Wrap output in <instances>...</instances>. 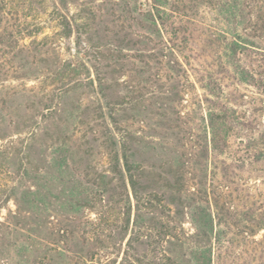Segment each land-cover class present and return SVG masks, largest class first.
Segmentation results:
<instances>
[{
    "label": "rangeland",
    "instance_id": "rangeland-1",
    "mask_svg": "<svg viewBox=\"0 0 264 264\" xmlns=\"http://www.w3.org/2000/svg\"><path fill=\"white\" fill-rule=\"evenodd\" d=\"M158 1L159 38L148 22L153 0H0V152L8 156L0 192L35 183L52 196L35 243L11 235L0 264H264V95L237 80L225 57L237 35L264 49V28L249 26L264 20V0ZM159 42L172 47L185 79L171 80L165 60L153 68ZM63 68L74 71L56 97ZM206 75L215 96L197 82ZM176 84L169 103L164 92ZM54 106L59 116L41 119ZM109 116L145 138L136 157L145 173L165 177L177 165L170 153L182 156L179 194L142 178L134 199L100 146L102 122L115 126ZM27 143L33 153L22 155ZM63 144L77 161L56 177L47 168ZM147 191L156 195L150 204ZM8 209L12 201L0 221Z\"/></svg>",
    "mask_w": 264,
    "mask_h": 264
},
{
    "label": "trees",
    "instance_id": "trees-1",
    "mask_svg": "<svg viewBox=\"0 0 264 264\" xmlns=\"http://www.w3.org/2000/svg\"><path fill=\"white\" fill-rule=\"evenodd\" d=\"M158 3V0H153L152 10L156 12V15L155 17L152 16V14L151 16L148 15V22L152 24L154 30L156 31L155 34V31L153 30L154 34L159 38V31L157 30V28H155V24L157 20H161L159 15L163 12L160 11L161 5ZM235 6L236 3H234L233 7ZM257 23L253 25L249 24L251 30H253L254 32L264 28L263 19L259 17L257 19ZM247 38H241L238 35L234 36L228 44V47H226L225 57L226 59L231 61V63L229 64H231V66L233 67L234 76L237 80L243 83H251L257 85V87L260 88L262 95H264V49L256 47L254 45L255 43L250 40V37ZM240 56L253 60V62L255 63L254 70H247L244 67H241L239 65V60H241ZM148 57L149 61L153 65V68L158 67L161 61L165 60L167 69L174 77H172L171 80H176L177 78H182L183 80L186 78L187 72L175 59L172 47H167V45L163 43L160 44L159 42L155 51L152 52ZM73 71V69L67 70L66 68H63V70L55 74V77L57 79L56 85H59V87L56 88V97L61 96L65 93V84L69 80V77L72 76L71 74ZM197 82L200 88L206 91L209 96H215L216 84L214 85L211 76L206 75L205 80L201 77H198ZM178 87L179 86H177V84L173 85L168 88L166 92H164L167 95L166 100L169 103L176 102V100L179 98ZM72 89L73 87H69L66 91H70ZM207 100L209 101V99H206V102ZM48 105L49 103L46 104V106ZM45 109L47 110V115H42L41 119L43 120L48 117L52 118V115L54 114L58 115L55 106L45 107ZM168 109L171 110V107H168L167 110ZM97 110L100 114L98 115V118L104 119V115L101 113V108H99V106L96 108V113ZM109 118L112 126L114 124L115 126L113 128H110L109 125L105 123L103 124L104 121L102 122L103 130L98 137V139H100L101 141L100 146H102V148H104L107 152L106 154L110 162L111 172L114 175L119 176L122 173L126 176V179L131 187L134 199L137 202L140 200V198L138 197L137 189L139 185L138 181L142 178L149 179L151 182H153V184H157L158 182L162 181L166 183V188L170 189L175 194H179L183 188V186L181 185V181L183 179V174L181 172L182 156H178L175 151L170 153L173 155V157L168 161V164L172 166V164L177 163V165L175 166V169L173 171L169 170L165 177L145 173V171L140 167V163L136 161V157L142 158V156H144L145 154V152L143 151V148L146 145L145 138L142 136L135 138L134 136H130L127 131L122 132L116 127L117 121L110 116ZM58 120L63 121L62 119H60V117L58 118ZM35 124L36 125L33 127L29 136V139L31 140L34 137V130H36L38 126L37 123ZM259 139L262 143H264V131L259 135ZM130 144L133 147H131ZM32 148V144L27 143L23 148L22 155L23 153L26 155L32 154ZM201 157H203V152ZM75 158H77V152L73 153L69 148H66L64 144L61 145L59 149H56L55 152L52 153V160L49 162L47 168L48 172L58 177V174L61 173L62 169H68L69 164H74L77 161L76 160L74 162ZM0 159L3 162L8 159V156L5 155V152H0ZM142 160L141 162H143ZM78 163H80V160L78 161ZM5 165L6 162L4 163V165H0V170H2ZM90 168L91 167H87V171L94 170L93 168ZM94 186L95 184L92 183V187ZM32 187L33 190L26 188L17 193V195L15 193V190L17 189L16 186L12 187L8 194L0 192V210L5 209L10 201H12L14 204V210L12 211L8 209L6 217L2 221H0V244L3 242V240L10 237L11 235L13 236V234L19 233H22L20 237L24 240L23 242L30 245H33V243H35L36 232L43 224L42 220L39 223L38 216L39 214L44 213L46 207L49 205V200L52 198V196L49 193L50 190L47 189L48 184L38 185L32 183ZM45 188L48 191H46ZM147 192L149 193H147L146 199H144L143 201H146L147 203L149 202L150 204V202L154 200L156 195L153 193V191ZM168 202L169 204H176L173 200H170ZM61 206L65 208L64 203L61 204ZM174 214L178 215V210H175ZM202 257L206 259L205 254H202Z\"/></svg>",
    "mask_w": 264,
    "mask_h": 264
}]
</instances>
